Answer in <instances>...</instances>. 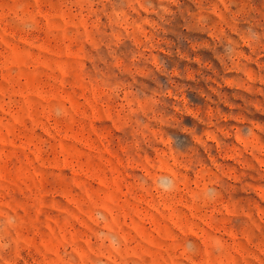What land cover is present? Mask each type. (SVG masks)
<instances>
[{
    "label": "rangeland",
    "instance_id": "obj_1",
    "mask_svg": "<svg viewBox=\"0 0 264 264\" xmlns=\"http://www.w3.org/2000/svg\"><path fill=\"white\" fill-rule=\"evenodd\" d=\"M0 264H264V0H0Z\"/></svg>",
    "mask_w": 264,
    "mask_h": 264
}]
</instances>
